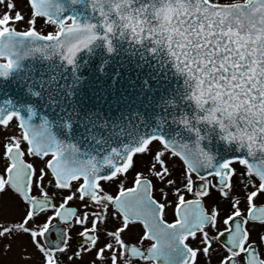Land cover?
<instances>
[{"label": "snow or ice", "instance_id": "obj_1", "mask_svg": "<svg viewBox=\"0 0 264 264\" xmlns=\"http://www.w3.org/2000/svg\"><path fill=\"white\" fill-rule=\"evenodd\" d=\"M26 2L25 13L16 10L13 0H0L6 9L0 14V60L5 61L0 77L35 53L59 54L74 65L78 53L97 41L112 52L113 16L119 18L120 36L126 31L140 43L145 35V20L123 10L132 0H90L99 23L68 16L70 24L59 0ZM185 4L196 7L194 15L180 10ZM203 10L218 19L221 10L247 17L259 39L264 0L237 5L232 0H168L155 9L169 25V53L177 71L197 82L188 99L200 108L211 94L223 98L229 109H244L245 118L228 125L234 131L226 130L223 121L215 123L222 141L258 162L218 160L202 146L208 139L202 127L209 128L199 114L179 120L195 135L194 143L153 134L93 154L59 140L47 120L34 124L32 109L25 118L0 108V252L5 264H203L205 259L208 264H264V203L257 204L264 202V60L238 43L243 33L232 25L218 31L217 24H205ZM39 18L56 30L42 34L36 27ZM20 24L26 30H19ZM193 26L195 43L189 36ZM199 50L208 57L203 62ZM235 164L242 168L238 171ZM73 233L83 241L77 249L71 245Z\"/></svg>", "mask_w": 264, "mask_h": 264}, {"label": "water", "instance_id": "obj_2", "mask_svg": "<svg viewBox=\"0 0 264 264\" xmlns=\"http://www.w3.org/2000/svg\"><path fill=\"white\" fill-rule=\"evenodd\" d=\"M59 2L64 3L66 22L75 16L81 23H99L90 0ZM152 47L117 36L112 52L104 41H97L78 53L74 65L59 54L46 58L35 53L20 60L9 76L0 77V108L16 110L25 118L32 109L34 124L47 120L59 140L77 145L81 152L95 154L153 134L194 143L195 135L179 123L182 117L198 114L188 99L190 90L167 57L153 53ZM218 132L202 127L208 136L202 146L218 160L241 157L258 162L222 141Z\"/></svg>", "mask_w": 264, "mask_h": 264}, {"label": "clouds", "instance_id": "obj_3", "mask_svg": "<svg viewBox=\"0 0 264 264\" xmlns=\"http://www.w3.org/2000/svg\"><path fill=\"white\" fill-rule=\"evenodd\" d=\"M168 0H163V4H166ZM232 3L234 5L242 3V0H232ZM163 4L161 3V0H150V3H148L149 7L145 8V3L143 0H132L131 6L128 5L124 6V11L131 13L133 15H139L142 19L145 20V35L142 39V42L137 43V40L140 39L139 37H132L129 33L125 31V34L123 36H120L118 34L119 31L122 30L120 28V25L118 24L119 18L115 19L113 21L114 24L117 25V35L115 37H123L130 39L135 44L144 45V44H151L153 47L152 49H155L159 52H162L167 59L172 63L175 71L180 74L185 79V83L187 88L190 90L188 96L191 95L192 91L196 89L197 82L196 80H192L188 77L187 73L183 70L177 71L176 61L173 56L169 53V46H168V27L166 21L162 19V17H158L155 15V9L162 7ZM139 5V6H138ZM152 5H155V7H152ZM202 7V6H201ZM137 9H143V11H140L137 13ZM181 11H187L189 14L194 15L196 12V7L192 6L191 4H185ZM221 18L218 19L215 13H211L207 10H203L202 14V21L207 23H215L218 25V31L220 29L226 28L229 25H232L233 29L235 31H240L243 33V36L238 40V43L243 47L247 46V49L251 50V54L253 57H255L257 60H264V32H261L259 34V39H257V32L255 27L253 26V22L249 20L247 17L244 16H236L235 14L229 15L228 10H221L220 14ZM257 25L259 24V21L255 22ZM194 30L189 34L192 43H195L196 40V31L195 26ZM149 33H151V39L149 38ZM251 33V35H249ZM188 37H185L187 39ZM159 40L160 43L157 44L156 41ZM200 51V60L203 62L208 57L204 54L203 50ZM207 65H204V68L207 69ZM214 75V74H213ZM223 98H217L214 95H207L205 97V102L200 108L196 109L198 110V114L201 116V119L204 123L207 124V127L209 129L215 127V130H219L218 124H216V121H223L225 124L226 130H233L229 129V124H235L238 121H241L245 118L246 112L244 109L240 110H232L222 103ZM214 118L213 123H208L207 120L204 118ZM220 133V130L219 132Z\"/></svg>", "mask_w": 264, "mask_h": 264}, {"label": "flooded vegetation", "instance_id": "obj_4", "mask_svg": "<svg viewBox=\"0 0 264 264\" xmlns=\"http://www.w3.org/2000/svg\"><path fill=\"white\" fill-rule=\"evenodd\" d=\"M23 1H24L25 4L27 5L26 0H23ZM13 3H15V4H17V3L23 4V2L20 1V0L14 1ZM27 6H28V5H27ZM41 23L45 24V28L43 29L44 33L52 30V29H50V26H51V25L46 24L45 21H43V22H41ZM0 130H2V129H0ZM2 152H3V146H2ZM32 160H33L32 157H28V161H29V162H32ZM234 167H235L238 171L242 168V166H240V165H234ZM261 203H264V202H262V201H260V200H257V204H258V205L261 204ZM16 218H18V217H16ZM168 219L171 220V209H169ZM53 235H54V234H53ZM81 243H83L82 239H81L78 235H76L75 233H73V240L71 241L72 248H73V249H77V248H79V246H80ZM1 254H3V253L0 252V255H1ZM34 254H35L36 258L39 259V254H38V253H34ZM61 259L63 260L64 258L61 257ZM205 262H208V261L205 259V260L203 261V264H204ZM0 264H4V263L2 262V260H1V257H0ZM212 264H215V261H214V260L212 261Z\"/></svg>", "mask_w": 264, "mask_h": 264}, {"label": "rangeland", "instance_id": "obj_5", "mask_svg": "<svg viewBox=\"0 0 264 264\" xmlns=\"http://www.w3.org/2000/svg\"><path fill=\"white\" fill-rule=\"evenodd\" d=\"M14 1H17V0H13V2ZM20 1H22L23 4L17 3L16 4L17 5L16 10H23L26 13V10H27L28 6L25 4V2L23 0H20ZM5 10L6 9L3 6H0V14H3ZM39 26H40V28H38ZM36 27H37L38 30L42 31L45 28V24L41 23V20L38 19V23H37ZM19 30H21V31L26 30L25 25L24 24H20ZM0 131H2V130H0ZM3 144H4V138H3V136H0V153H2ZM15 255L16 254L13 253V256H15ZM0 257H1L2 262L5 264V261H6L7 257L4 254H1ZM204 264H208V262H205Z\"/></svg>", "mask_w": 264, "mask_h": 264}]
</instances>
